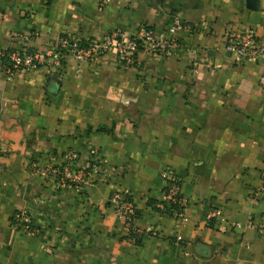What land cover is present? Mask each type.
Listing matches in <instances>:
<instances>
[{
	"label": "crops",
	"instance_id": "1",
	"mask_svg": "<svg viewBox=\"0 0 264 264\" xmlns=\"http://www.w3.org/2000/svg\"><path fill=\"white\" fill-rule=\"evenodd\" d=\"M99 2L0 0V48L116 29L127 40L141 26L161 34L176 12L193 31L177 33L172 56L142 50L131 67L111 51L0 77V264H264L263 62L236 63L225 46L244 28L264 40V0ZM91 148L106 178L83 193L59 185L51 171L69 152L79 168ZM166 167L186 222L156 208ZM121 196L136 208L130 225L115 213ZM22 209L33 234L10 226ZM210 209L238 227L206 221Z\"/></svg>",
	"mask_w": 264,
	"mask_h": 264
},
{
	"label": "built area",
	"instance_id": "2",
	"mask_svg": "<svg viewBox=\"0 0 264 264\" xmlns=\"http://www.w3.org/2000/svg\"><path fill=\"white\" fill-rule=\"evenodd\" d=\"M109 2L110 0H100L99 8H104ZM179 31L191 33L193 28L183 21L180 13L176 12L172 14L171 24L167 30L161 34H156L148 26H141L127 40L124 39L122 31L116 29L97 40L85 43L76 36H62L47 41L42 50L30 47H25L21 51L0 48V77L9 80L18 71L27 72L44 66L59 68L63 59L66 58H70L78 64H95L111 51L115 52L117 64L131 67L136 64L137 53L142 50L172 56L174 50L179 47L177 39ZM37 35V32H32L30 35L13 32L11 40L28 42ZM225 46L226 50L233 54L236 63L247 60L263 62L262 72L258 76V84L264 90V40L258 39L252 29L244 28L229 32L225 38ZM1 151L2 146L0 145V153ZM75 159L76 155L69 152L65 155L66 165L51 171L53 176L58 178L59 185H64L65 181H69L76 191L83 193L89 187L106 178V172L98 161L95 148L87 151L84 164L79 168H74L73 161ZM160 177L164 183L163 198L156 208L162 213L169 211L172 217L186 222L187 201L181 195L180 182L176 173L166 167L161 170ZM260 192L264 194V188H261ZM256 196L253 194V198L250 199L254 200ZM113 201L117 205L116 215L130 225L137 213L132 201L125 196L113 197ZM213 220L221 223L225 230L238 227L237 223L228 221L219 209H210L207 214L206 221L212 222ZM10 226L18 232L34 233L28 210L25 209L18 210L12 215ZM176 239L177 241L181 240L180 237Z\"/></svg>",
	"mask_w": 264,
	"mask_h": 264
}]
</instances>
